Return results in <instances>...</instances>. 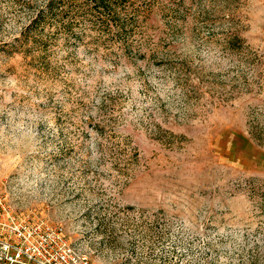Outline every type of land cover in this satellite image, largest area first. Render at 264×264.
I'll use <instances>...</instances> for the list:
<instances>
[{"label": "rangeland", "instance_id": "1", "mask_svg": "<svg viewBox=\"0 0 264 264\" xmlns=\"http://www.w3.org/2000/svg\"><path fill=\"white\" fill-rule=\"evenodd\" d=\"M48 2L0 0V205L61 230L95 264H264V147L248 127L264 87H211L251 72L221 45L229 17L264 58V0L120 10L133 48L177 50L187 82L188 68L106 60L117 27L104 32L77 0L58 2L85 43L52 15L37 31L46 50L11 51Z\"/></svg>", "mask_w": 264, "mask_h": 264}, {"label": "trees", "instance_id": "2", "mask_svg": "<svg viewBox=\"0 0 264 264\" xmlns=\"http://www.w3.org/2000/svg\"><path fill=\"white\" fill-rule=\"evenodd\" d=\"M84 4L83 10L90 11L92 13H98V17L95 23L99 25L100 29L109 33L108 30H113L116 26V32L112 35V44L118 42V50L106 51V60L113 63L122 62L123 58H126L130 62L138 63L143 61L146 66L159 65L170 69H184L188 68L190 71L186 73L185 81L192 79V66L186 64V58L181 59L177 56V50L170 48H152L148 51H144L142 47L133 48L131 45V33L130 30L133 27V23L126 22L121 19V9L127 8L130 3L133 4L134 0H77ZM61 3L58 0H49L47 3V11L39 10L38 14L34 16L30 24H28L22 32L21 37L17 38L13 44H9L11 51H25L28 54L33 53L34 48L39 50H46L47 40L38 37V28L42 25L48 16H56L61 19V32L70 36L69 40L74 43H85L84 36L78 32L74 22L66 17L67 10L61 8ZM151 8L148 9V12ZM228 24H231L230 29H227L225 36L221 42L222 47L225 50H230L237 54L244 55V62L250 67L251 72H244L240 70L239 74L232 78L231 86L225 84L224 81H216L212 84L213 89L226 91L230 95L240 94L245 92H257V87L262 89L260 84L262 80H257V77L264 75V58L259 55L258 52L252 51L250 46L246 44V39L242 35V30L239 28V22L237 18L229 17L227 19ZM230 25V24H229ZM108 29V30H107ZM101 36L97 40H101ZM20 47V48H18ZM251 50V51H250ZM187 72V71H186ZM189 83V82H188ZM223 94V93H222ZM233 97V96H230ZM259 108V109H258ZM249 134L251 138L256 141L260 146L264 147V111L261 107L255 108L249 115ZM258 208L264 214V195L262 200L258 202Z\"/></svg>", "mask_w": 264, "mask_h": 264}, {"label": "built area", "instance_id": "3", "mask_svg": "<svg viewBox=\"0 0 264 264\" xmlns=\"http://www.w3.org/2000/svg\"><path fill=\"white\" fill-rule=\"evenodd\" d=\"M0 264H95L61 230L0 205Z\"/></svg>", "mask_w": 264, "mask_h": 264}]
</instances>
